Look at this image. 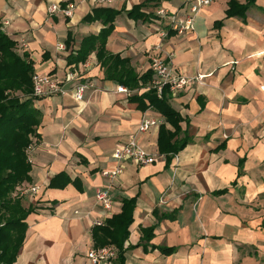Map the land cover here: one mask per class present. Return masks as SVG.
I'll return each instance as SVG.
<instances>
[{
	"label": "crops",
	"instance_id": "0c3cea01",
	"mask_svg": "<svg viewBox=\"0 0 264 264\" xmlns=\"http://www.w3.org/2000/svg\"><path fill=\"white\" fill-rule=\"evenodd\" d=\"M146 1L0 0V23L9 22L5 34L30 56L36 73L54 76L68 90L75 83L72 74L90 86L82 100L69 91L34 101L41 123L27 150L31 181L20 188L39 186L40 191L23 197L24 206L36 211L27 219L15 264H90L94 223L120 213L123 201L131 199L135 210L126 264H264V0L244 18H227L229 0H211L194 32H169L166 38L156 11L176 12L184 0L149 2L142 9L151 14L145 21L128 16ZM54 4L72 5L73 15H51ZM99 6L122 12L107 41L110 53L128 58L142 75L161 45L175 72L192 79L169 101L182 118L175 140L186 143L177 154L159 150L161 125L173 131L172 125L154 108L142 110L135 99L149 91L146 86L131 91L107 79L96 52L86 63H68L83 38L104 27L83 22ZM146 117L162 124L140 134ZM133 137L158 155L156 161L144 167L127 163L111 186L102 172L116 166V146ZM60 174L68 185L59 180L61 186L50 187ZM109 187L111 216L95 198L98 189ZM147 229L153 231L149 242L142 241Z\"/></svg>",
	"mask_w": 264,
	"mask_h": 264
},
{
	"label": "trees",
	"instance_id": "16d2710c",
	"mask_svg": "<svg viewBox=\"0 0 264 264\" xmlns=\"http://www.w3.org/2000/svg\"><path fill=\"white\" fill-rule=\"evenodd\" d=\"M157 1L147 0L134 6L128 16L136 21L147 20L151 14H145L142 9L149 2ZM256 1L245 0V3H241L239 0H229L227 18H244ZM61 7L66 8L67 5ZM121 13L113 8L98 7L87 14L83 18L84 23L100 22L104 27L99 34L83 38L77 53L68 57V63H86L90 55L96 52L106 78L134 91L147 86L153 73L149 69L139 75L131 67L128 58H122L107 50L108 38L114 31L116 18ZM220 25L222 22L218 23V26ZM34 73V62L30 56L27 53L22 54L17 42L0 32V264L16 263L26 240L29 227L27 219L36 211L32 206L26 208L23 197L19 196L20 187L31 181L32 167L27 150L32 144V137H37V128L41 123V115L34 106L36 98L32 96ZM170 97L167 88L162 98L158 97L154 89L141 96L136 95L135 98L140 102L142 110L154 108L172 125L173 131L167 130L165 124L160 128L159 150L166 155L177 154L186 145L178 139L175 140L181 132L182 118L172 108ZM59 180H64L62 187L69 183L66 175L60 174L52 180L50 187L61 186L58 184ZM134 210V200H125L120 213L113 214L102 225L92 228V248L115 247L117 259L114 264H126L125 243L134 223ZM152 232L151 229L143 230L142 241L146 238L149 242L153 236Z\"/></svg>",
	"mask_w": 264,
	"mask_h": 264
},
{
	"label": "built area",
	"instance_id": "2783aa9c",
	"mask_svg": "<svg viewBox=\"0 0 264 264\" xmlns=\"http://www.w3.org/2000/svg\"><path fill=\"white\" fill-rule=\"evenodd\" d=\"M100 2L111 3L112 0H100ZM211 0H184L182 8L176 12H169L165 8H160L156 11L158 19L164 24V30L161 31V37L166 38L169 32H175L178 35H186L194 32L196 29V19L200 12L210 5ZM48 12L53 15L56 13H64L67 17L73 15V6L69 5L62 8L61 5L54 4L49 7ZM9 25L8 21L0 23V32L6 33V27ZM21 46L26 48L24 41L20 42ZM60 50L64 49L63 45L58 46ZM150 69L153 73L152 80L146 86L147 90L154 89L159 98H162L164 91L168 88L171 97H176L178 93L184 90L192 82V79L177 74L172 65H170L162 55V46H157L152 54H150ZM198 80L203 79V76H198ZM70 82L73 83L71 89L64 88L59 81L50 74L34 73L33 75V94L36 99H51L56 96H64L67 92H72L76 99L82 100L86 91L90 87L88 84L80 83L79 80L72 74L70 75ZM119 92H128L124 87L118 88ZM162 124L160 119L144 118L138 127V133L144 134L149 132L152 128L158 127ZM32 145L28 148L30 151ZM157 154H151L145 151L139 144L136 137H133L129 142L118 144L112 154L116 162V166L112 169L104 170L102 176L106 178L111 186L117 182L122 176L125 165L133 163L139 167H144L154 164ZM28 160L32 163V157L29 155ZM178 161V158H176ZM40 191L39 186H32L29 188H20L19 196L26 197L29 195H37ZM96 202L102 207L107 214L111 216L114 198L112 196L111 187L106 189H98L95 194ZM104 221H97L94 226H100ZM90 264H114L117 259V250L113 246H106L104 248H91L87 254Z\"/></svg>",
	"mask_w": 264,
	"mask_h": 264
},
{
	"label": "rangeland",
	"instance_id": "374dc122",
	"mask_svg": "<svg viewBox=\"0 0 264 264\" xmlns=\"http://www.w3.org/2000/svg\"><path fill=\"white\" fill-rule=\"evenodd\" d=\"M99 7H102V6H99Z\"/></svg>",
	"mask_w": 264,
	"mask_h": 264
}]
</instances>
